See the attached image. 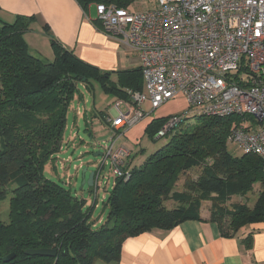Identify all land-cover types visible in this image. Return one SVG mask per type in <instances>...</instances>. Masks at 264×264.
Segmentation results:
<instances>
[{
	"label": "trees",
	"instance_id": "16d2710c",
	"mask_svg": "<svg viewBox=\"0 0 264 264\" xmlns=\"http://www.w3.org/2000/svg\"><path fill=\"white\" fill-rule=\"evenodd\" d=\"M135 1L76 0L84 11L98 3L127 9ZM33 24V17H0V203L9 201L8 220L0 219V264H117L126 239L203 221L206 202L211 204L208 221L224 237L264 223L261 160L228 151L239 118L207 117L189 105L194 120L177 116V125L163 137L169 138L166 145L141 166L134 165L132 154L127 159L128 178H116L104 201L106 222L94 228L92 207L46 178L44 167L61 149L67 110L80 84L91 90L95 81L105 94L128 99V91H143L142 70L120 71L114 82L111 73L82 61L53 38V59L44 60L31 54L25 38ZM167 121L150 122L153 140L161 139L155 136ZM95 173L93 192L99 189L101 167ZM258 182L261 197L253 210L228 206L233 196L246 197ZM38 249L56 255L26 253ZM10 254L15 257L4 263Z\"/></svg>",
	"mask_w": 264,
	"mask_h": 264
},
{
	"label": "built area",
	"instance_id": "2783aa9c",
	"mask_svg": "<svg viewBox=\"0 0 264 264\" xmlns=\"http://www.w3.org/2000/svg\"><path fill=\"white\" fill-rule=\"evenodd\" d=\"M102 30L139 54L144 90L128 91L130 120L108 118L116 133L106 146L104 162L113 174L124 169L132 152L117 136L179 93L190 108L207 117L237 116L228 142L260 158L264 170V0H156L149 11L136 12L96 4ZM170 118L157 133L175 127Z\"/></svg>",
	"mask_w": 264,
	"mask_h": 264
},
{
	"label": "crops",
	"instance_id": "0c3cea01",
	"mask_svg": "<svg viewBox=\"0 0 264 264\" xmlns=\"http://www.w3.org/2000/svg\"><path fill=\"white\" fill-rule=\"evenodd\" d=\"M93 8L96 10V5L84 11L76 0H0V17L8 21L17 16L34 18L32 30L25 36L31 54L51 61L53 38L82 61L111 73L116 82V73L137 70L140 61L126 43L102 30ZM113 98L126 112L111 109L104 116L127 117V96ZM202 218L126 239L117 264H264V223L246 226L234 237H224L208 221V213Z\"/></svg>",
	"mask_w": 264,
	"mask_h": 264
},
{
	"label": "rangeland",
	"instance_id": "374dc122",
	"mask_svg": "<svg viewBox=\"0 0 264 264\" xmlns=\"http://www.w3.org/2000/svg\"><path fill=\"white\" fill-rule=\"evenodd\" d=\"M155 6L156 0H137L127 9L143 12L153 9ZM94 8L93 11L96 13ZM132 53L139 58L138 53L134 51ZM127 101H129V97ZM116 102L117 100L112 95L103 93L95 81H93L91 90L80 84L79 93L71 101L67 110L66 128L61 142V149L55 155L56 157L46 163L44 167L46 178L60 183L66 189H69L74 196L84 199L87 208L92 207L90 222L93 223L94 228H100L106 222L109 210L106 208L104 201L108 198L115 185L116 178H118L113 174L110 161L102 166L105 160L104 154L109 152V150H106V146L111 138L118 133L104 122L103 114H108L111 109H115L117 112L118 110L123 113L126 112V108L123 105L118 108ZM143 110L144 118L130 128L121 129L119 131L121 135L117 136L116 140L118 145H123L132 152L135 166H141L152 154H155L169 141L168 137L158 140L152 139L151 133L147 130L151 121L163 118L169 120L176 116H184L193 121L196 115L190 112L187 98L182 93L166 101L154 111H152L149 103L144 105ZM133 117L134 111L127 105L128 120ZM228 151L236 157H241L244 154L243 150L234 143L228 145ZM99 153L101 155H98ZM100 167L99 189L97 192L95 190L93 192L87 183L84 184V178L88 180L90 173ZM85 169L87 171L83 174ZM260 197L261 183L258 182L246 197L233 196L228 206L239 204L253 210ZM8 206L9 201L0 203V219L4 222L9 217ZM210 206V202L203 204V214L209 212ZM96 264L105 263L97 261Z\"/></svg>",
	"mask_w": 264,
	"mask_h": 264
},
{
	"label": "water",
	"instance_id": "95a60500",
	"mask_svg": "<svg viewBox=\"0 0 264 264\" xmlns=\"http://www.w3.org/2000/svg\"><path fill=\"white\" fill-rule=\"evenodd\" d=\"M98 155H101V154L99 153ZM86 171H87V169L84 170L83 174H85ZM95 177H96L95 171L91 172L88 180H85V178H84V184L87 183L88 187L92 188L94 186ZM26 253L29 256H35V255L55 256L56 255L55 250H49V249L29 250ZM14 257H15L14 254H10V255L4 257L2 260L4 263H7V262L11 261Z\"/></svg>",
	"mask_w": 264,
	"mask_h": 264
},
{
	"label": "bare ground",
	"instance_id": "6f19581e",
	"mask_svg": "<svg viewBox=\"0 0 264 264\" xmlns=\"http://www.w3.org/2000/svg\"><path fill=\"white\" fill-rule=\"evenodd\" d=\"M155 138H156V136H155ZM163 138V137H162ZM129 161V160H128ZM129 163V162H128ZM128 165V164H127ZM128 170V169H127ZM129 171V170H128ZM98 178H99V176H98ZM98 178H97V180H98ZM96 185V184H95Z\"/></svg>",
	"mask_w": 264,
	"mask_h": 264
}]
</instances>
